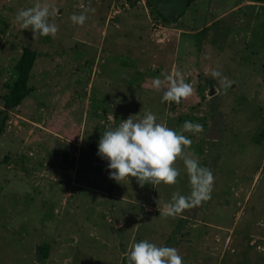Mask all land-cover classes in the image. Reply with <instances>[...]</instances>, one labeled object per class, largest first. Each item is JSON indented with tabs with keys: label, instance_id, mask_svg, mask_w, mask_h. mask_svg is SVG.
I'll return each mask as SVG.
<instances>
[{
	"label": "rangeland",
	"instance_id": "374dc122",
	"mask_svg": "<svg viewBox=\"0 0 264 264\" xmlns=\"http://www.w3.org/2000/svg\"><path fill=\"white\" fill-rule=\"evenodd\" d=\"M156 1L167 9L168 0ZM50 2L58 32L34 39L15 16L35 0H0V264H128L130 245L142 240L176 248L183 264H264L263 20H220L224 3L188 12L180 25L202 31L179 36L163 20L179 12L146 17V0ZM81 13L88 19L73 24ZM25 47L39 53L33 92L11 109L5 100ZM176 72L194 94L162 103L151 80ZM142 109L178 132L185 121L203 125L183 134L192 140L186 151L213 173L211 197L175 218L160 208L177 190L190 194L182 160L176 185L141 187L110 179L98 155L102 134Z\"/></svg>",
	"mask_w": 264,
	"mask_h": 264
},
{
	"label": "clouds",
	"instance_id": "9594fccd",
	"mask_svg": "<svg viewBox=\"0 0 264 264\" xmlns=\"http://www.w3.org/2000/svg\"><path fill=\"white\" fill-rule=\"evenodd\" d=\"M56 15L57 9L50 0H35L32 7L17 11L15 21L21 29H30L35 39L37 35L48 37L57 34L58 27L54 22ZM87 19L84 13L70 16L73 24L81 26ZM208 73L213 79H219L225 90L230 87L231 82L220 71L209 68L205 74ZM151 86L163 92L162 103L179 104L195 91L191 83L185 82L180 72L167 75L164 79L157 76L151 80ZM143 111L142 117L141 112L135 116L130 115L126 120H120L115 128L106 130L98 143V155L108 161L110 179L120 183L129 177L135 178L141 187L161 183L176 185L180 170L175 164L178 159L182 160L189 177L190 194L183 195L177 190L172 193L170 202L160 208V214L175 218L195 209L211 197L213 173L202 167L194 154L186 151L191 147L192 140L183 134L201 133L203 125L185 121L178 132L157 122V116L151 110ZM107 119L111 122L116 120L113 114ZM127 260L128 264H183V257L176 248L158 246L148 240L130 245Z\"/></svg>",
	"mask_w": 264,
	"mask_h": 264
},
{
	"label": "crops",
	"instance_id": "0c3cea01",
	"mask_svg": "<svg viewBox=\"0 0 264 264\" xmlns=\"http://www.w3.org/2000/svg\"><path fill=\"white\" fill-rule=\"evenodd\" d=\"M206 1L207 0H168V2H166V5H164L165 7H167V9H163L162 5L156 0H146V4L149 6V8L145 6L144 12L146 17H148L150 10L154 12H159L161 10L179 12L178 15L173 19H167L168 22L175 23L176 25L180 26V28L176 29V32L179 36H182V34H186L185 36H191L202 31L201 28L198 30H195L196 28H193L192 30V27L188 26L187 24L185 26H183L182 24L180 25L181 19L188 12H200L201 10L212 13L215 12L216 6L220 7L224 3H226L225 6L227 4L229 5L227 8L218 9L223 14L221 15L222 17L220 20H225L226 18L239 13L237 18H239L241 21H243V19L245 18H249L251 21V25L256 24V21L259 22V20H263L264 22V0H212L211 2H209V4L206 3ZM241 13L245 14V18L243 16H239ZM211 24L212 21L209 20L206 23L205 28L209 27ZM262 27H264V23H262ZM249 35L251 36L250 33Z\"/></svg>",
	"mask_w": 264,
	"mask_h": 264
},
{
	"label": "trees",
	"instance_id": "16d2710c",
	"mask_svg": "<svg viewBox=\"0 0 264 264\" xmlns=\"http://www.w3.org/2000/svg\"><path fill=\"white\" fill-rule=\"evenodd\" d=\"M163 20L168 21L166 18ZM38 56L39 53L36 50H33L30 47L24 48L20 60L14 67L13 75H15L16 78L13 84L10 85V92L5 100L7 107L11 109L19 107L32 94L33 88L29 83ZM49 249V245H44L40 248L41 251L45 252L46 257L48 256Z\"/></svg>",
	"mask_w": 264,
	"mask_h": 264
}]
</instances>
